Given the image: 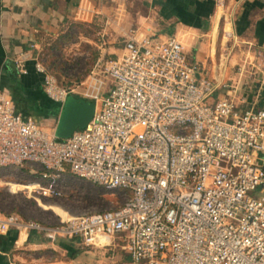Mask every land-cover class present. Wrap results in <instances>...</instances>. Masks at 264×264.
<instances>
[{
  "label": "built area",
  "instance_id": "2783aa9c",
  "mask_svg": "<svg viewBox=\"0 0 264 264\" xmlns=\"http://www.w3.org/2000/svg\"><path fill=\"white\" fill-rule=\"evenodd\" d=\"M42 58L33 61L48 98L62 105L77 95L94 104V113L61 140L56 126L16 112L0 75V174L33 168L37 181L17 185L43 198L61 197L73 179L126 201L54 225L0 213V235L16 230L51 242L78 238L86 247L122 236L128 264H264L259 93L261 102L237 97L238 85L211 77L176 37L150 29L125 38L121 56L99 58L76 88L58 86ZM30 59L22 54L16 69L23 72Z\"/></svg>",
  "mask_w": 264,
  "mask_h": 264
},
{
  "label": "crops",
  "instance_id": "0c3cea01",
  "mask_svg": "<svg viewBox=\"0 0 264 264\" xmlns=\"http://www.w3.org/2000/svg\"><path fill=\"white\" fill-rule=\"evenodd\" d=\"M147 29L162 38L176 37L185 51H192V61L231 86L235 84H231L226 50H235L232 63L248 64L255 98L257 86L264 88V0H0L1 86L18 114L54 127L61 104L46 95L33 59L62 48L73 37L78 42L73 46H99L103 54L115 59L123 52L125 38ZM24 53L32 60L19 72L15 60ZM32 171L25 166L1 173L0 184L11 182L13 176H31ZM129 261L122 236L114 237L109 245L86 247L78 238L51 242L36 233L19 235L16 230L0 235V264Z\"/></svg>",
  "mask_w": 264,
  "mask_h": 264
},
{
  "label": "rangeland",
  "instance_id": "374dc122",
  "mask_svg": "<svg viewBox=\"0 0 264 264\" xmlns=\"http://www.w3.org/2000/svg\"><path fill=\"white\" fill-rule=\"evenodd\" d=\"M76 40V37H73L62 48L43 53L44 65L55 77L58 86L66 89L79 85L90 74L99 58L105 61L112 59L109 55L103 54L101 49H98L99 46L91 48L82 46V44L73 46L78 43ZM234 51L226 50V53H229L226 59L231 84L239 86L237 97L256 99L254 83L249 80L248 64L243 61L241 65L232 63ZM186 53L190 58L193 57L191 50L187 49ZM221 55L222 51H220L219 59L222 58ZM239 68L242 69V74L238 71ZM235 75L238 76L237 80L233 79ZM81 90L82 87L77 92ZM256 100L261 102V99ZM13 177L11 182L15 184H9L11 188L0 184V213L15 215L24 221H39L54 225L59 222L60 218L67 219L115 210L126 201V196L118 192L107 191L91 182L73 179L61 188L63 192L61 197L43 198L33 193L32 189L17 185H33L37 181L36 176Z\"/></svg>",
  "mask_w": 264,
  "mask_h": 264
},
{
  "label": "water",
  "instance_id": "95a60500",
  "mask_svg": "<svg viewBox=\"0 0 264 264\" xmlns=\"http://www.w3.org/2000/svg\"><path fill=\"white\" fill-rule=\"evenodd\" d=\"M260 98L264 99V88L257 86ZM94 113V104L69 94L61 105L56 124V136L61 140L68 139L74 131L82 129Z\"/></svg>",
  "mask_w": 264,
  "mask_h": 264
},
{
  "label": "trees",
  "instance_id": "16d2710c",
  "mask_svg": "<svg viewBox=\"0 0 264 264\" xmlns=\"http://www.w3.org/2000/svg\"><path fill=\"white\" fill-rule=\"evenodd\" d=\"M81 83V82H80Z\"/></svg>",
  "mask_w": 264,
  "mask_h": 264
}]
</instances>
